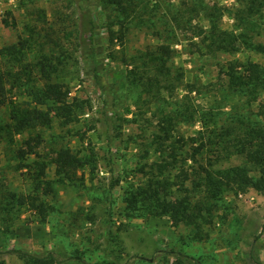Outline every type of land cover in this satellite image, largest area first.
<instances>
[{
	"label": "rangeland",
	"instance_id": "1",
	"mask_svg": "<svg viewBox=\"0 0 264 264\" xmlns=\"http://www.w3.org/2000/svg\"><path fill=\"white\" fill-rule=\"evenodd\" d=\"M213 4L224 9L221 27L234 30L242 0H125L127 13L105 0H0V49L22 39L34 47L22 62L18 57L2 61L6 75L17 83L13 99L28 101V81L42 83L36 65L47 53L58 68L48 79L66 86L76 110L72 122L53 114L48 127L37 128L38 158H18L31 135L18 137L15 145L0 143V264H40L36 259L54 264H264V195L254 189L215 197L204 186L197 188L199 181H187L192 203L203 202L206 224L200 239L194 227L175 226L168 217H139L125 203L131 188L152 174L169 179L175 197L186 196L177 175L183 166L191 171L193 164L170 167L152 146L160 119L178 105L188 103L197 113L178 124L176 139L196 136L200 117L209 112L222 121L239 112L264 126V115H258L264 93L249 102L223 87L222 73L233 60L264 68V53L242 48L234 56H211L191 32L195 25L208 26L202 9ZM248 34L264 45V11L254 17ZM164 44L175 51L172 71L184 75L185 90L174 98H153L135 80L141 54ZM61 148L93 152L96 171H86L83 183L60 182L52 162ZM35 161L47 165L43 186L49 182L53 189L48 195L40 191L50 207L46 219L28 207L9 205L6 198L8 192L33 193L31 172L16 169ZM154 163L162 171L151 170ZM242 163L233 158L220 167Z\"/></svg>",
	"mask_w": 264,
	"mask_h": 264
},
{
	"label": "trees",
	"instance_id": "2",
	"mask_svg": "<svg viewBox=\"0 0 264 264\" xmlns=\"http://www.w3.org/2000/svg\"><path fill=\"white\" fill-rule=\"evenodd\" d=\"M242 1L243 4L234 16L236 23L232 31L221 27L224 9L218 4L206 5V8L202 9L208 26L195 25L190 28L202 45H205L206 54L234 56L242 48L264 53V45L254 43L248 34L252 29L254 17L264 11V0ZM105 2L116 10L120 9L123 12L128 10L125 7V0H105ZM32 49H34L33 45L24 39L17 45L0 49V143L15 145L18 137L31 135L32 139L25 140L26 151L24 149L17 151L18 158L21 159L27 156L39 157L37 146L41 144V136L37 134L33 137V134L38 132V127H48L53 121V114L68 122H72L76 114L66 86L48 79L50 71H56L58 68L53 63L54 59L47 53H43L36 65L44 79L42 83L37 85L36 81H28L29 89L24 95L28 101L13 99L12 88L17 83H12L6 75L2 69V61L18 57L22 62L28 51ZM174 52L170 44H164L155 49H148L140 56L141 72L139 77H136L135 83L153 98L163 99L165 95L174 98L180 91L185 90L184 75L177 73L175 76L172 71L171 60ZM222 73L225 84L223 87L231 93H242L249 102H256L259 95L264 93V68L257 63L251 61L241 63L239 60H233L225 65ZM187 92L193 93L194 90ZM196 113L188 103H184L170 113L163 114L152 140L154 153L170 167L182 162L193 164L189 167L191 171L185 166L181 167L180 175H177L180 183L178 185L174 183L186 196L175 197L171 191L173 183L169 179L161 181L152 174L142 185L131 188L125 203L128 211L139 217H168L175 226L194 227L195 237L200 239L199 236L202 234L199 233L202 232L200 227L206 224L203 202L195 205L192 203L187 196L189 190L185 187L186 182L199 181L195 186L197 188L204 186L215 197L226 191L243 193L249 189L264 195V126L259 120L252 121L239 112L230 113L223 121L216 114L209 112L206 113L205 118L204 115L200 117L202 126L201 130L196 131V136L176 139L178 124L189 119L194 120ZM258 115H264V102L259 104ZM183 155L187 158L185 161H180L179 157ZM233 158H241L243 163L226 168L220 167L231 163ZM52 163L56 167V175L60 182L72 184L78 181L83 183L86 178L85 172L93 174L98 166L93 152L81 155L70 148L59 149ZM160 168L162 167L159 163L151 166V170L162 171ZM25 169L32 174L33 193L8 192L6 198L9 205L19 208L28 207L42 219H46L50 207L42 199L43 193L40 191L44 189L45 194L48 195L53 190L49 182L45 183V187L43 186L47 165L35 161L33 165H19L16 170ZM80 173L82 174L79 175ZM14 206L6 209V212L11 213ZM36 260L40 264H54L53 259Z\"/></svg>",
	"mask_w": 264,
	"mask_h": 264
}]
</instances>
